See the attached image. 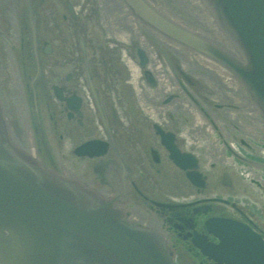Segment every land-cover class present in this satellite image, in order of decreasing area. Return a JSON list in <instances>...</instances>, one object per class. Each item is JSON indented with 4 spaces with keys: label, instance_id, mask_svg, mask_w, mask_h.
Masks as SVG:
<instances>
[{
    "label": "flooded vegetation",
    "instance_id": "obj_1",
    "mask_svg": "<svg viewBox=\"0 0 264 264\" xmlns=\"http://www.w3.org/2000/svg\"><path fill=\"white\" fill-rule=\"evenodd\" d=\"M142 1L230 54L203 0ZM0 110L13 146L155 232L174 264H264L261 114L125 0H0Z\"/></svg>",
    "mask_w": 264,
    "mask_h": 264
},
{
    "label": "water",
    "instance_id": "obj_2",
    "mask_svg": "<svg viewBox=\"0 0 264 264\" xmlns=\"http://www.w3.org/2000/svg\"><path fill=\"white\" fill-rule=\"evenodd\" d=\"M172 40L230 70L264 120V0H203L235 54L125 0ZM0 264H174L163 239L115 207L44 170L11 144L0 110Z\"/></svg>",
    "mask_w": 264,
    "mask_h": 264
},
{
    "label": "bare ground",
    "instance_id": "obj_3",
    "mask_svg": "<svg viewBox=\"0 0 264 264\" xmlns=\"http://www.w3.org/2000/svg\"><path fill=\"white\" fill-rule=\"evenodd\" d=\"M201 1V0H200ZM204 2V1H203ZM203 2H201L203 5H204V7L206 8V5L203 3ZM130 8H131V6H129ZM132 9V8H131ZM207 9V8H206ZM133 10V9H132ZM208 10V9H207ZM134 11V10H133ZM209 11V10H208ZM210 12V11H209ZM200 14H202L201 12H200ZM143 21V20H142ZM201 21H205L204 22V25L205 26H207V25H209V26H214L213 25V23H212V21H211V19H203L202 17H201ZM147 23V22H146ZM172 23V22H171ZM148 24V23H147ZM217 24V23H216ZM150 25V24H149ZM175 25V24H174ZM176 26V25H175ZM153 27V26H152ZM178 27V26H177ZM219 28V27H218ZM156 29V28H155ZM182 30H184V29H182ZM159 31V30H158ZM186 31V30H185ZM159 32H161V31H159ZM188 32V31H187ZM162 33V32H161ZM190 33V32H189ZM163 35H165L164 33H162ZM225 34V33H224ZM167 38H169V39H171L170 37H168L167 35H165ZM226 38H228L227 37V35L225 34L224 35ZM226 38H223L222 37V35L220 34V37H219V41H220V44L223 46V47H225L226 49H228V50H230V53L231 54H235L236 53V50L234 49V46H233V44L230 42V41H227V39ZM172 40V39H171ZM229 40V39H228ZM172 41H174V40H172ZM32 158V157H31ZM52 173V172H51ZM116 209V208H115ZM117 210V209H116Z\"/></svg>",
    "mask_w": 264,
    "mask_h": 264
}]
</instances>
